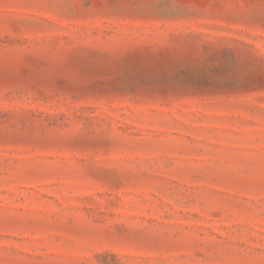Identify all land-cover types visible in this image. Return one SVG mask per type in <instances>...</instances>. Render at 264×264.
Listing matches in <instances>:
<instances>
[{
	"label": "rangeland",
	"instance_id": "obj_1",
	"mask_svg": "<svg viewBox=\"0 0 264 264\" xmlns=\"http://www.w3.org/2000/svg\"><path fill=\"white\" fill-rule=\"evenodd\" d=\"M0 264H264V0H0Z\"/></svg>",
	"mask_w": 264,
	"mask_h": 264
}]
</instances>
